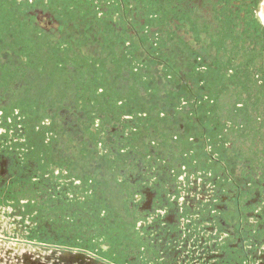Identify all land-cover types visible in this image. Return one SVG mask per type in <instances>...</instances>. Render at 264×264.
Listing matches in <instances>:
<instances>
[{"label": "flooded vegetation", "instance_id": "obj_1", "mask_svg": "<svg viewBox=\"0 0 264 264\" xmlns=\"http://www.w3.org/2000/svg\"><path fill=\"white\" fill-rule=\"evenodd\" d=\"M263 4L0 0V232L106 264H264V96L236 110L227 95L214 110L199 112L197 93L177 78L185 70L197 77V51L247 46L249 23L264 28ZM153 53L162 56L154 67L164 73L155 74L160 92L145 95L141 111L128 92L140 79L126 71ZM43 63L64 73L58 91L41 95L48 79ZM109 64L123 70L121 78H106ZM73 68L83 86L79 113L97 108L118 123L99 115L93 125L74 112L81 134L66 126ZM95 78L106 82L85 90ZM115 82L125 90L105 96L100 86ZM30 97L39 100L30 112L13 104ZM106 99L130 102L141 121L107 110ZM151 124L163 131L157 143L145 131ZM68 144L80 155L64 154ZM105 221L119 226L106 236L108 248L89 232L90 225L107 231Z\"/></svg>", "mask_w": 264, "mask_h": 264}, {"label": "trees", "instance_id": "obj_2", "mask_svg": "<svg viewBox=\"0 0 264 264\" xmlns=\"http://www.w3.org/2000/svg\"><path fill=\"white\" fill-rule=\"evenodd\" d=\"M247 27L243 33V36L247 34L250 40L247 46L244 45L245 43L242 46L233 43L234 45H232L231 49L223 47L216 54L197 51V108L199 112L214 110L213 104L218 103L220 99L227 95L235 98L232 101L236 110L239 109L236 107L237 104L244 103L245 107H248L255 97L264 96V28L259 22H250ZM152 55L155 59H153ZM152 55L148 54L145 57L143 55V63L137 57L138 65L136 71L130 70L133 77L137 75V80L140 79V85L130 89L128 92L131 96L136 97V104L141 111L146 109L143 107L144 102L142 103L145 95L160 92L157 79L161 76L159 74L156 76L155 74L158 71L162 75L164 73L163 70L160 71L153 66L155 61H159L162 56L156 53ZM148 61L152 67L149 66ZM122 71H115L118 74L117 77H122ZM105 74L106 78H108L110 71L105 69ZM141 79H144V81ZM118 87L119 83L117 82L113 84L107 83L103 87L100 86V88L104 89L103 94L105 96L118 93ZM142 87L146 88V94L144 95L141 92L139 93ZM102 103L112 113L115 111L119 115H131L133 119H137L135 121H141V118L137 116L138 114L132 112L130 102H124L121 106H117V102L115 104L106 99ZM258 109V107L252 108L253 111ZM204 125L205 122H203Z\"/></svg>", "mask_w": 264, "mask_h": 264}, {"label": "rangeland", "instance_id": "obj_3", "mask_svg": "<svg viewBox=\"0 0 264 264\" xmlns=\"http://www.w3.org/2000/svg\"><path fill=\"white\" fill-rule=\"evenodd\" d=\"M194 3L195 4H197V0H194ZM195 7H197V5L195 6ZM9 19H11V16H10V18ZM260 19H261V21H262V23H264V4L262 5V10H261V15H260ZM3 28V27H2ZM1 30V29H0ZM2 31V30H1ZM22 34H24V32L22 31ZM25 35V34H24ZM71 55H73V54H71ZM182 55V54H181ZM7 56H8V54H5V55H3V57L6 59L7 58ZM93 56H95V57H97L98 55L96 54V53H93ZM183 56V55H182ZM162 58V57H161ZM190 58H191V56H190ZM56 59V58H55ZM40 60H42V59H40ZM54 60H52V62H53ZM182 61H180V66L181 67H183L184 69H188L187 68V65H182ZM162 63H160L159 65H161ZM110 65V69H111V71H110V74L109 75H115V71L117 70V69H113L114 67H113V65H111V64H109ZM43 66H45L46 67V74H48V79H47V82H46V84H45V88L43 89V92L41 93V95H44V94H46V93H51V92H56V91H58V86L59 85H61V81L63 80V73H64V71L61 73V75H60V72L58 71V69L56 68L57 66H54L53 64H50V63H43ZM153 66H157V63H155V64H153ZM74 69V68H73ZM126 69H128V68H126ZM62 71V70H61ZM172 71H173V69H172ZM168 72H170V71H168ZM173 72H175V71H173ZM77 73V70H75L74 69V71H73V73H71L70 74V76H69V78H70V80H71V82H70V86H69V91H70V93H71V95H69L68 97H67V100H66V104L68 105V106H70L71 108V111L73 110V115L72 114H70L69 112H64V118H66L65 119V122H67V127L68 128H70V130H71V132L73 133V134H75V133H78V131L80 132V131H82L83 130V128L81 127V123L78 121V118L75 116V113H77L78 114V116H83V117H86L87 116V118L89 119V121H90V123L91 124H93L94 123V121H95V119H97L98 117H99V115H101L102 116V119H104L105 118V116H106V121L107 122H109V123H118V121H116V120H114L113 118L114 117H112V115H111V117L109 118V120H107V117H108V115H110L109 114V112H107V113H105V112H98V109L96 108H90V111L89 110H87L86 109V111H88V115H83L82 113H79L80 112V108H79V105H78V103H79V100H80V98H77L78 97V95H76V93H78L79 94V92H80V90H81V88H83V86L82 85H80L78 82H77V80H78V75L76 74ZM93 73H98V72H96V71H93ZM126 73H130V70H127L126 71ZM179 73V74H178ZM29 74L31 75V78H33V81H37L38 82V77H39V74H37V72H35L34 71V73H33V70H31V71H29ZM28 74V75H29ZM79 74V73H78ZM80 75V74H79ZM92 75V74H91ZM118 76V75H117ZM167 76V75H166ZM194 75L192 74V71L191 70H185L184 72H177V78H181L182 77V79L181 80H179V82H182V83H184L185 84V86H186V84H191V90H192V92L193 93H197V77H193ZM21 77V76H20ZM25 77V76H24ZM177 78L175 79V77H174V80H171L170 79V82H169V84H170V87H175L176 86V81H177ZM62 79V80H61ZM19 81H21V80H19ZM23 81V80H22ZM24 82V81H23ZM106 82V80L105 79H102V81H99L97 78H95L94 80H91L90 81V85L89 84H85V90H87V88H92V87H96V86H98L99 84H102V83H105ZM25 85H27L26 83H24ZM28 86V85H27ZM187 87V86H186ZM15 88H17V87H15ZM18 88H20V87H18ZM120 90H121V92H123L124 90H125V86H121V87H118ZM143 88V87H142ZM142 88H140V91H139V93L141 92V94H146V88L143 90ZM109 90H110V88H108ZM8 91H9V93H12L13 92V90L12 89H7ZM160 91V90H159ZM186 92H188V90H186V91H184V93H186ZM19 93H23V92H19ZM73 93V94H72ZM162 93H164V92H162ZM74 95H76V96H74ZM163 96V95H162ZM149 97H147V99H148ZM158 100H159V98L158 99H156V102H158ZM36 101H39L38 100V98H26V99H19V101L18 102H15V103H13L15 106H17V107H19V108H21L22 110H24V111H26V112H30V107H31V105H33ZM91 101H89V103H90ZM191 108H192V106H191ZM79 110V111H78ZM101 110V109H100ZM78 111V112H77ZM75 112V113H74ZM104 116V117H103ZM143 120H145V118L143 117L142 118ZM204 119H208L206 116H204L203 118H201L200 120L202 121V123L204 122ZM104 121V120H103ZM146 121V123H148V122H150L149 120H145ZM96 123H97V121H96ZM102 123H104V122H102ZM160 124V123H159ZM158 124V125H159ZM205 124H206V122H205ZM94 125V124H93ZM147 127H148V129H145V131L147 132V133H149V132H151V135L149 136L150 138H152L153 140H155L156 141V143H157V140H156V138H160V137H162V134H163V131H161L159 128H158V126L157 125H154V124H151L150 126H148L147 125ZM128 131V130H127ZM206 133V135L208 136L209 135V131H206L205 132ZM79 134H81V132L79 133ZM153 134V135H152ZM63 148V149H62ZM61 149L63 150L62 152L64 153V154H71V156L73 157V156H75V154H78V155H80V149H78V150H76V148H75V146H69V144L68 145H65V146H63ZM186 151H188V150H186ZM110 191H107L106 192V194L107 193H109ZM106 194H103V193H101L100 195H101V199L103 198H105V195ZM107 195H110V194H107ZM106 199V198H105ZM112 221V220H111ZM110 220H107V222H111ZM106 222V221H105ZM105 222H102L101 223V225H103V224H105ZM107 222H106V227L108 228V230L107 231H105V232H101L99 229H100V227L99 226H94V225H90V230H89V232L92 234H95L96 235V237H95V235H94V237L95 238H104L105 239V241L106 242H102V245H103V247H106V248H108V246H109V243H111V241L112 240H108V239H106V236H108L109 237V235L110 236H112L113 235V233L115 232V229H118V225L117 224H114V223H112V224H110V226L108 225L107 226ZM113 222V221H112ZM109 224V223H108ZM5 225V224H4ZM4 225H2L1 224V226L4 228ZM7 225V224H6ZM106 228V229H107ZM110 228V229H109ZM99 230V231H98ZM99 236V237H98ZM113 243V242H112ZM0 244H3L4 246H5V250H4V252H2V250H3V247L2 246H0V264H12V260L11 259H9V258H7L6 257V255H5V253H6V251L11 247V246H17V245H20L21 246V250H22V252H26L27 250V248H33V249H36V248H42L44 251H46L47 253H52V251H53V249H52V247H44V246H31V245H28V244H25V243H22V242H18V240H16V239H9L6 235H4L2 232H0ZM117 247V246H116ZM103 255L104 256H106L107 258H109V259H114V256H111L110 254H107L106 252H103ZM12 258V257H11Z\"/></svg>", "mask_w": 264, "mask_h": 264}, {"label": "water", "instance_id": "obj_4", "mask_svg": "<svg viewBox=\"0 0 264 264\" xmlns=\"http://www.w3.org/2000/svg\"><path fill=\"white\" fill-rule=\"evenodd\" d=\"M0 246L4 252L5 246L3 244ZM21 249V246L17 245L6 251L5 255L12 260V264H106L84 254L59 251L47 253L42 248H27L26 252H22Z\"/></svg>", "mask_w": 264, "mask_h": 264}]
</instances>
